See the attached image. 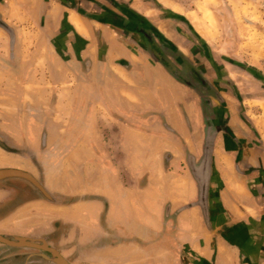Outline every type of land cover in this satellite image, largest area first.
Wrapping results in <instances>:
<instances>
[{"label":"crops","instance_id":"1","mask_svg":"<svg viewBox=\"0 0 264 264\" xmlns=\"http://www.w3.org/2000/svg\"><path fill=\"white\" fill-rule=\"evenodd\" d=\"M135 1L0 0V169L53 198L1 182L0 235L71 264H264V97L211 77L185 14ZM0 264L48 263L0 244Z\"/></svg>","mask_w":264,"mask_h":264},{"label":"rangeland","instance_id":"2","mask_svg":"<svg viewBox=\"0 0 264 264\" xmlns=\"http://www.w3.org/2000/svg\"><path fill=\"white\" fill-rule=\"evenodd\" d=\"M135 2L138 9L143 11L158 7L155 0ZM161 2L185 14L195 30L191 33L192 36H195L194 32H198L208 42L207 52L214 58L211 75L213 79L221 81L227 73L232 74V78L240 83L239 101H243L247 92H249L247 97H264V80L262 83L258 82L252 76L254 72L251 70H257L264 76V0H161ZM175 30L178 36L183 35V29L175 27ZM200 51L198 48H192L195 70L199 72L191 78L196 87L201 85L199 74L205 70ZM180 75L183 78L185 76L183 71ZM186 79H189L188 76ZM220 85L217 86L230 99L231 106L236 104L234 117L242 118L243 112L238 107V101L232 98L226 87Z\"/></svg>","mask_w":264,"mask_h":264},{"label":"water","instance_id":"3","mask_svg":"<svg viewBox=\"0 0 264 264\" xmlns=\"http://www.w3.org/2000/svg\"><path fill=\"white\" fill-rule=\"evenodd\" d=\"M9 179L25 180L32 184L47 200H53L42 182L31 173L16 169H0V183ZM0 244L19 251H34L35 253L31 254V256L48 264H71L46 238L0 235Z\"/></svg>","mask_w":264,"mask_h":264},{"label":"trees","instance_id":"4","mask_svg":"<svg viewBox=\"0 0 264 264\" xmlns=\"http://www.w3.org/2000/svg\"><path fill=\"white\" fill-rule=\"evenodd\" d=\"M112 3L114 4V5H117V3H115V2H113L112 1ZM139 21V22H144V19H142L140 16H138V15H134L133 17H132V20H130L131 22H130V25L134 22V21ZM125 27H128V26H125ZM134 27H135V23H134ZM155 31V30H154ZM156 33H158V32H156Z\"/></svg>","mask_w":264,"mask_h":264},{"label":"bare ground","instance_id":"5","mask_svg":"<svg viewBox=\"0 0 264 264\" xmlns=\"http://www.w3.org/2000/svg\"><path fill=\"white\" fill-rule=\"evenodd\" d=\"M212 25V24H211Z\"/></svg>","mask_w":264,"mask_h":264}]
</instances>
